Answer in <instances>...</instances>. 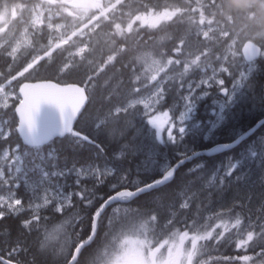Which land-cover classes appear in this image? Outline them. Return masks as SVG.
I'll use <instances>...</instances> for the list:
<instances>
[{"label":"snow or ice","instance_id":"obj_1","mask_svg":"<svg viewBox=\"0 0 264 264\" xmlns=\"http://www.w3.org/2000/svg\"><path fill=\"white\" fill-rule=\"evenodd\" d=\"M62 2L68 5L63 16L51 7L45 16L39 2L21 4L30 17L21 19L15 29L0 27V112L5 118L11 112L14 127L21 132L34 128L44 107L58 112L65 123L72 121L86 102V89L112 69L122 74L118 83L131 85L124 101L130 106H102L94 116V130L121 142L118 156L137 151V143L129 135L134 129L120 117H127L138 106L158 133L175 141L183 135L184 120L198 97L218 92L217 99L223 101L219 107L222 118L226 107L235 103L228 87L234 66L264 59V44L254 41L246 49L248 38L232 30L236 17L223 15L221 0H99L82 15L72 11L79 8L74 0ZM35 9H41V15H35ZM254 13L250 8L248 14ZM53 65H58L57 77L46 74ZM74 67L88 73L84 83L58 78ZM108 81L106 77L100 82L101 89ZM172 86L185 109L178 118L164 107ZM139 93L144 95L138 100ZM102 99L109 104L113 93L105 92ZM11 133L10 127L3 138L7 140ZM110 175L100 168L88 173L81 170L73 189L57 192L53 188L30 193L31 198L25 199L18 191L20 183L11 179V171L0 170V222L18 218L24 230L16 240H11L7 230L0 234V264H37L27 237H33L31 245L51 257L53 264L69 248L71 258L66 264H78L82 256L84 264H264V246L250 251L258 238H264V220L259 217L249 216L247 228L243 217L227 218L223 210L199 225L191 220H169L165 229L105 222L108 203L133 192L139 195L131 187L113 191L108 203H100L91 212L90 228L85 232L78 208L87 209L97 199L94 189ZM86 176L92 178L91 186L81 182ZM188 206L187 202L181 205ZM240 206L239 202L235 205ZM225 245L240 255H222Z\"/></svg>","mask_w":264,"mask_h":264},{"label":"trees","instance_id":"obj_2","mask_svg":"<svg viewBox=\"0 0 264 264\" xmlns=\"http://www.w3.org/2000/svg\"><path fill=\"white\" fill-rule=\"evenodd\" d=\"M89 1V0H88ZM91 1V0H90ZM240 0H221L223 4V15L235 13V26L233 31H238L239 37H245L260 29L258 17L264 16L257 3H247V7L241 5ZM245 1V0H244ZM34 2L43 4V10L47 12L49 7L53 12L60 10L63 16V9L68 7L62 0H56L55 4L49 0H0V27L11 25L15 29L21 19L30 17L27 8L22 9L21 4L31 5ZM96 4L99 0L95 1ZM92 6V4H91ZM90 6V7H91ZM90 7H79L72 9L74 12L83 14V11ZM255 9L254 14H248L249 9ZM240 11V15H238ZM190 39L189 37H185ZM258 42L257 40H254ZM190 39V43H194ZM237 68V67H236ZM235 77V71L233 68ZM49 77H57L58 65H53L46 69ZM88 73L82 68H70L58 78L66 83H84ZM121 73H114L112 69L106 70L99 77L94 87L86 89L87 103L78 117L73 130L62 138H56L41 147H29L22 144L15 132V119L11 112L5 114L0 112V170H8L9 150L13 153L16 149L20 156L19 171L11 173V179L20 183L19 194L25 199H30L32 189L26 185L30 180H40L46 175L52 181L48 184L51 189L68 191L75 187L76 176L80 169L85 166H93L101 169H112L111 175L105 183L94 189L97 197L87 208H78L81 214L84 231L90 228L91 212L99 207L113 191L131 187L136 189L151 182L157 181L162 176V168L168 164H175L181 154H190L195 151L208 149L217 144L230 143L235 139V135L240 131L248 130L261 119H264V59L258 60L253 71L243 84L240 91L235 94V103L228 105L222 117V121L212 131L209 126L213 112L214 103L218 101V92H213L211 96L198 97L194 107L190 112V118L184 120L185 131L181 137L175 141L168 139L166 134L158 133L146 118H142L137 109L132 108L127 117H120L125 124L134 129V134L129 133L137 143V151L124 156H118L121 142L113 140L103 132H97L93 128V120L98 110L103 107L111 108L113 105H124V101L130 94L131 85L127 82H120ZM123 76L126 78L127 74ZM109 77L107 86L103 89L100 82ZM232 77V78H233ZM229 78L228 86L230 83ZM113 93V99L109 104H104L103 94ZM139 93L136 98L141 95ZM182 97L174 86L170 87L168 93L167 107L175 118L181 107ZM178 104V105H177ZM11 127L12 133L7 140L3 137V129L8 132ZM84 133L86 135H81ZM87 137H92L91 140ZM129 137H125L127 141ZM8 156L1 160L3 152ZM264 162V124L249 139L241 142L232 150L215 157L199 158L191 163H186L174 171L169 182L150 192L138 195L133 199L123 202L127 213L118 219L110 220L112 223L121 226L134 224H151L154 229H165L169 220H191L197 225L204 218H210L214 214L211 212L217 205L225 199L237 184L248 181L252 171ZM231 171V175L229 172ZM126 177V179H125ZM82 183L92 185V178L86 176ZM190 186L201 189L198 194L189 201L187 208L177 210L175 216L170 219L171 208L176 203L178 195L185 188ZM59 190V191H60ZM264 207V205L262 206ZM111 207L103 215L107 219ZM227 218L235 219L236 215L245 219V228L248 227L247 213L242 208L232 206L225 210ZM220 212L215 213L218 215ZM155 216L156 219L151 218ZM264 220V211L256 216ZM7 230L11 233V240L21 237L23 229L19 225L18 218H10L0 222V234ZM33 237H27L30 246V254L34 255L37 264H53L51 257L37 252L31 245ZM98 242V241H97ZM2 246V245H0ZM264 246V238H258L252 245L250 251H255ZM222 255H240L234 248L225 245L221 249ZM87 255V253H85ZM71 248L64 257L60 258L57 264H66L70 259ZM78 264H84V257L79 259Z\"/></svg>","mask_w":264,"mask_h":264},{"label":"rangeland","instance_id":"obj_3","mask_svg":"<svg viewBox=\"0 0 264 264\" xmlns=\"http://www.w3.org/2000/svg\"><path fill=\"white\" fill-rule=\"evenodd\" d=\"M95 1L96 0H91V1L90 0L89 1L88 0H74V2L77 5H79V7H85V6L90 7L91 4L93 6L96 4ZM252 2L258 3L259 7L264 12V0H250V4ZM34 11H35V15L37 16L41 15V12H42L41 9H35ZM43 12L46 16L47 12H45L44 10ZM262 36L264 37V31H263ZM243 64L245 63L243 62ZM251 70H252V66L251 65L248 66V64H245L243 66L242 72L240 73V77L237 79L236 83L233 86H228L234 96L238 92V89H240L243 81L246 79V77L251 72ZM139 99H142V98H139ZM221 104H223L222 100H218L214 103L215 110L213 113V119L211 123V129H210L211 131L215 127H217L219 123L222 121V118L220 116V111H219V107ZM126 106L128 107L129 105H126ZM180 109H182L181 111H185L183 105L182 107L179 108V110ZM189 118H190V113L187 115L185 120H188ZM0 130H1V126H0ZM6 133L7 131L3 129V134H6ZM7 154L8 153L6 151L3 152V154L1 155V160H5L6 157L8 156ZM10 160L14 161V163H10ZM19 164H20V156L18 152L14 150L13 153H11V157L8 161L7 169L10 170L11 173H16L19 171ZM104 170H107V169H104ZM167 170H168V165L163 166L162 173H164ZM109 171L111 173L113 172L111 170ZM263 181H264V162L252 171L251 175L249 176L248 181L243 182L241 184H237L235 187H233L231 192L228 194V196L225 199H223L217 205V207L213 209L211 213L215 214L217 212H220L221 210L223 211L228 210L229 208L233 206L234 203L239 202V204H241L244 207V209L247 210L246 211L247 219L249 218V216H251L252 219H255V217L260 213L257 211V208L262 207L264 205V182ZM51 183L52 181L50 180V178L46 175H43V178L40 180H30L28 182V185L33 189L35 194H39V193L50 190L51 188L48 187V184H51ZM59 190L60 188H58L57 192H59ZM197 193H198L197 188L193 186L184 190L180 194L176 203L172 206L171 208L172 212L168 218L172 219L175 216L177 210H180L182 208L181 205L184 204L185 202L189 204V201L193 197H195ZM126 213H127V209L125 206L117 205L109 211L108 219L109 220L118 219V218L123 217Z\"/></svg>","mask_w":264,"mask_h":264},{"label":"water","instance_id":"obj_4","mask_svg":"<svg viewBox=\"0 0 264 264\" xmlns=\"http://www.w3.org/2000/svg\"><path fill=\"white\" fill-rule=\"evenodd\" d=\"M253 42L251 40H248V43L246 44V49H249L253 47ZM255 61V60H253ZM251 61V62H253ZM249 63V62H247ZM87 103V94H86V102L82 106L81 110L77 113L75 117H73L72 121L65 123L63 120L60 119L58 112H56L54 109L44 107L42 108L41 112L38 114L36 118V124L32 130L25 129L23 132H21L18 128L15 127V132L20 138V141L23 145L29 146V147H40L48 142L56 139V138H62L65 135L69 134L73 128L74 125L84 110ZM253 130L240 135L235 141L232 143H226V144H217L216 146L207 149V150H201L196 153H192L191 156H188L187 158L181 160L178 164H176L173 169H176L181 163L189 162L193 159H195L198 156L201 155H214L218 153H223L226 151L231 150L233 147H235L237 144H239L241 141H243ZM173 169L170 171L165 172L160 178V181L151 183L149 185L143 186L141 188H138L136 190H139V195L150 192L154 189H157L161 187L162 185L166 184L170 181L172 178ZM163 177H168L167 179H164L162 181ZM146 189V190H145ZM121 190L116 191L119 193ZM138 195L133 192V194L129 197H122L120 201H114L112 203H108V198L103 203H108V207L104 209V212L106 210H109L111 207L115 206L116 204L125 201L124 199H133L137 197ZM71 258V256H70Z\"/></svg>","mask_w":264,"mask_h":264},{"label":"bare ground","instance_id":"obj_5","mask_svg":"<svg viewBox=\"0 0 264 264\" xmlns=\"http://www.w3.org/2000/svg\"><path fill=\"white\" fill-rule=\"evenodd\" d=\"M239 2H242L241 3V5L243 6V7H247L248 5H247V3L246 2H248V3H250V0H240ZM258 4V3H257ZM258 6H259V4H258ZM261 9V8H260ZM261 11H262V9H261ZM263 12V11H262ZM240 11H238V15H240ZM232 14H235L234 12L232 13ZM257 21H259V23L257 24V26L260 28V29H258L256 32H254V33H251V34H249V35H246L245 37H247L248 38V40H251V41H254V40H257L259 43H261V44H264V37L262 36V34H263V31H264V16H259L258 17V20ZM236 34L238 35V31H236ZM261 60H263V59H261ZM257 61L258 60H255V61H253V62H249V63H247V62H244L245 64H248V66H252V70H251V72L253 71V69H254V66H255V64L257 63ZM245 64H243V62H241L240 64H239V67H237L236 68V66H234V71H235V77H233L231 80H230V83H229V86H233L235 83H236V81H237V79L240 77V73L242 72V69H243V66L245 65ZM250 72V73H251ZM250 73L248 74V76L246 77V79L243 81V83H242V85H241V87H240V89H238V91H240L241 90V88L243 87V84L245 83V81L247 80V78L249 77V75H250ZM142 96H139V97H137V99H139V98H143V93L141 94ZM263 98H264V91H263ZM178 105V104H177ZM124 106L125 107H127L126 106V104H124ZM130 106V105H129ZM128 106V107H129ZM181 107H182V105H181ZM135 109H137V111H138V113H139V115L142 117V118H146L144 115H143V110L140 108V107H135ZM182 109H180V111H181ZM180 111H179V113L177 114V117H179V114H180ZM214 113V112H213ZM212 113V114H213ZM212 119H213V116H212V118H211V122H210V126H209V131H210V129H211V123H212ZM264 124V119H261L260 121H258L256 124H254L252 127H250L248 130H245V131H240V132H238L236 135H235V139L233 140V141H235L240 135H242V134H245V133H247V132H249V131H251V130H253L243 141H245V140H247V139H249L252 135H254L255 133H256V131H258L259 130V128L262 126ZM233 141H231L230 143H232ZM243 141H241V142H243ZM240 142V143H241ZM239 143V144H240ZM239 144H237L236 146H238ZM44 146V145H43ZM216 146V145H215ZM235 146V147H236ZM41 147V146H40ZM212 147H214V146H212ZM212 147H210V148H212ZM235 147H233V148H235ZM210 148H208V149H210ZM232 148V149H233ZM231 149V150H232ZM13 150H16V149H13ZM204 150H207V149H204ZM230 151V150H229ZM196 152H198V151H195V152H192V153H196ZM226 152H228V151H226ZM192 153H190V154H181L180 155V159L175 163V164H173V165H171V164H168V170L167 171H170L171 169H173V167L176 165V164H178L181 160H183V159H185V158H187L188 156H191V154ZM223 153H225V152H223ZM220 154H222V153H218V154H214V155H201V156H198V157H196L195 159H193V160H191V161H189V162H184V163H181L176 169H173V173H172V176H173V174H174V171L175 170H177L180 166H182V165H184V164H186V163H191L192 161H195L196 159H199V158H210V157H215V156H218V155H220ZM94 168H98V167H93V166H85V168H83V169H80V170H83V172L84 173H88V172H90V171H92ZM101 169V168H100ZM80 170L77 172V174H76V176H78L79 178H81V176H80ZM108 171L109 170H111L112 171V169H110V168H108L107 169ZM167 171H165V172H167ZM164 172V173H165ZM164 173H162V175L164 174ZM160 179L161 178H159L157 181H154V182H158V181H160ZM29 182V181H28ZM154 182H151V183H154ZM264 182V181H263ZM151 183H149V184H151ZM149 184H146V185H149ZM26 185L28 186V187H30L29 185H28V183H26ZM146 185H144V186H146ZM48 187H49V185H48ZM141 187H143V186H141ZM141 187H138V188H141ZM191 187V186H190ZM190 187H188V188H190ZM31 188V187H30ZM138 188H136V189H138ZM188 188H185L184 190H186V189H188ZM32 189V188H31ZM121 190V189H120ZM197 190H198V192L201 190V189H199V188H197ZM32 194H35L34 193V191H33V189H32ZM198 194V193H197ZM179 196H180V194L178 195V198H179ZM178 200V199H177ZM236 205V203H234L233 204V206H235ZM241 205V204H240ZM239 208H242L243 209V211H247L246 209H244V207L241 205ZM247 213V212H246ZM256 218V217H255Z\"/></svg>","mask_w":264,"mask_h":264},{"label":"flooded vegetation","instance_id":"obj_6","mask_svg":"<svg viewBox=\"0 0 264 264\" xmlns=\"http://www.w3.org/2000/svg\"><path fill=\"white\" fill-rule=\"evenodd\" d=\"M120 204H123V202H120Z\"/></svg>","mask_w":264,"mask_h":264}]
</instances>
